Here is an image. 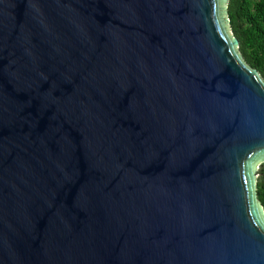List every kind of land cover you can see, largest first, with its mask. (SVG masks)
Here are the masks:
<instances>
[{"label":"water","instance_id":"obj_1","mask_svg":"<svg viewBox=\"0 0 264 264\" xmlns=\"http://www.w3.org/2000/svg\"><path fill=\"white\" fill-rule=\"evenodd\" d=\"M228 3L0 0V264H264Z\"/></svg>","mask_w":264,"mask_h":264},{"label":"trees","instance_id":"obj_2","mask_svg":"<svg viewBox=\"0 0 264 264\" xmlns=\"http://www.w3.org/2000/svg\"><path fill=\"white\" fill-rule=\"evenodd\" d=\"M227 13L240 56L264 80V0H229ZM259 175L257 195L264 207V165Z\"/></svg>","mask_w":264,"mask_h":264},{"label":"rangeland","instance_id":"obj_3","mask_svg":"<svg viewBox=\"0 0 264 264\" xmlns=\"http://www.w3.org/2000/svg\"><path fill=\"white\" fill-rule=\"evenodd\" d=\"M228 28H229V31H230V34H231V29H230L229 25H228ZM258 177H259V176H258Z\"/></svg>","mask_w":264,"mask_h":264}]
</instances>
